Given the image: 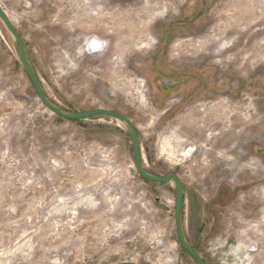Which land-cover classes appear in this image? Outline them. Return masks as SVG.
Here are the masks:
<instances>
[{"label": "rangeland", "instance_id": "1", "mask_svg": "<svg viewBox=\"0 0 264 264\" xmlns=\"http://www.w3.org/2000/svg\"><path fill=\"white\" fill-rule=\"evenodd\" d=\"M0 5L53 103L125 116L147 170L180 178L206 264H264V0ZM183 69L195 77L163 96ZM175 198L141 178L121 123L43 106L0 20V264H197Z\"/></svg>", "mask_w": 264, "mask_h": 264}, {"label": "water", "instance_id": "2", "mask_svg": "<svg viewBox=\"0 0 264 264\" xmlns=\"http://www.w3.org/2000/svg\"><path fill=\"white\" fill-rule=\"evenodd\" d=\"M0 20L3 23L4 27L6 28L7 32L9 33L12 41L14 51L18 57L19 63L24 70L26 76L28 77L33 89L35 90L38 99L43 104V106L49 110L51 113L57 115L66 120L70 121H78V120H89L93 118H110L114 119L115 121L121 123L131 140L132 144V153L135 160V164L139 175L145 181L155 183V184H174L175 187V220H176V227H177V235L178 240L181 247L192 257L197 264H206L205 261L201 258V256L195 251V249L189 244L185 237V232L183 229V220H184V205H185V188L183 183L181 182L180 178L176 175L170 176H157L150 173L147 168L145 167V157L143 155V150L140 144L139 133L135 125L125 116L104 109H96L89 112H71L67 111L57 104L53 103L50 98L48 97L43 85L35 71L34 66L32 65L28 50L26 47L25 42L23 41L21 35L13 25L11 19L7 15V13L3 10L0 5ZM156 201H159L156 198ZM122 264H135L130 262H125Z\"/></svg>", "mask_w": 264, "mask_h": 264}, {"label": "flooded vegetation", "instance_id": "3", "mask_svg": "<svg viewBox=\"0 0 264 264\" xmlns=\"http://www.w3.org/2000/svg\"><path fill=\"white\" fill-rule=\"evenodd\" d=\"M93 43H97L98 45H101V42L98 39H93L91 41V45ZM184 71V72H183ZM182 74L179 76L178 74H175V70L169 72V73H163L162 77H166L167 79L164 80L162 79L160 87L162 88V94L163 96H168L170 93L174 92L176 88L183 84H185V87L187 86L186 84L190 83L192 79L195 77L191 73L186 74L185 70L183 69ZM199 77L203 78L201 74H197ZM180 82V83H179ZM179 83V84H177ZM164 84V86L162 85ZM173 101V100H172ZM202 229H200L201 231Z\"/></svg>", "mask_w": 264, "mask_h": 264}, {"label": "bare ground", "instance_id": "4", "mask_svg": "<svg viewBox=\"0 0 264 264\" xmlns=\"http://www.w3.org/2000/svg\"><path fill=\"white\" fill-rule=\"evenodd\" d=\"M7 13V12H6ZM8 15V14H7ZM9 16V15H8ZM10 18V17H9ZM93 40V39H92ZM105 47V44L104 43H102L101 42V45H98L97 43H93L92 45H91V41L88 43V48H89V52H91V53H93V52H98V51H100V50H102L103 48ZM163 145V144H162ZM166 145H168V144H166ZM164 146V145H163ZM165 147V146H164ZM173 148V147H172ZM163 150V149H162ZM163 151H165V149L163 150ZM168 151V150H167ZM172 151V150H171ZM170 151V152H171ZM169 152V151H168ZM170 152H169V154H170ZM171 160V159H170Z\"/></svg>", "mask_w": 264, "mask_h": 264}, {"label": "trees", "instance_id": "5", "mask_svg": "<svg viewBox=\"0 0 264 264\" xmlns=\"http://www.w3.org/2000/svg\"><path fill=\"white\" fill-rule=\"evenodd\" d=\"M148 182V181H147ZM183 249V248H182ZM184 250V249H183ZM185 251V250H184ZM186 252V251H185ZM187 253V252H186ZM188 254V253H187ZM189 255V254H188Z\"/></svg>", "mask_w": 264, "mask_h": 264}]
</instances>
